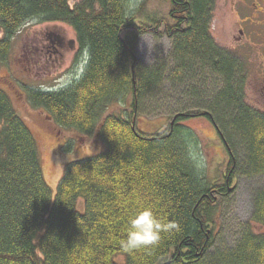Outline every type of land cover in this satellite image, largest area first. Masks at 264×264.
<instances>
[{"label":"trees","instance_id":"16d2710c","mask_svg":"<svg viewBox=\"0 0 264 264\" xmlns=\"http://www.w3.org/2000/svg\"><path fill=\"white\" fill-rule=\"evenodd\" d=\"M149 1L0 0L3 60L28 22L74 30L83 73L61 89L24 90L56 125L102 145L66 165L54 194L33 131L0 88V264H264V235L251 222L236 240L219 242L234 181L264 179V116L245 101L248 72L212 35L216 0H169L166 17L145 22L138 13ZM153 30L168 36L172 49L164 64L148 67L137 48ZM154 100L170 101L172 121L147 134L137 119ZM195 119L213 125L230 150L222 183L203 167ZM136 201L177 227L129 255L118 240ZM254 210L253 221L264 223L263 192Z\"/></svg>","mask_w":264,"mask_h":264},{"label":"rangeland","instance_id":"374dc122","mask_svg":"<svg viewBox=\"0 0 264 264\" xmlns=\"http://www.w3.org/2000/svg\"><path fill=\"white\" fill-rule=\"evenodd\" d=\"M79 1L81 0H71V5ZM131 1L134 7H137L142 0ZM237 1L216 0L211 31L221 47L238 55L244 69L248 70V79L251 82L254 58H260L258 54H255L256 48L259 46L264 48V11L259 13L256 8L264 10V6L261 7L257 0H249L250 7L243 6V10H240L238 15ZM256 1L258 7H256ZM169 11V0H150L143 11L138 13V16L143 21L150 22L157 17H166ZM239 21L243 25L244 35L250 36L247 42L245 39L243 42L239 39L240 27H237ZM50 31L67 35L68 38L76 40V33L67 25L28 22L12 41L8 57L4 60L0 58V88L9 94L17 112L33 131L39 146L44 176L55 194L66 165L71 161L98 153L102 149V145L92 136H82L71 129L59 127L44 110L34 108L27 99L24 90L27 87H41L48 90L61 89L68 86L73 79H77L84 71L85 62H76V51L68 53L69 55L67 54L64 59L56 62L55 57L54 61L51 60L46 50L35 49L40 39H44ZM159 31H163V28H159ZM159 31L153 30L140 37L137 52L140 61L145 66L164 64L170 56L172 40L168 36L160 34ZM2 36L3 33L0 32V37ZM245 42L247 44L244 47ZM254 89L255 87L251 85L246 88L248 104L255 98ZM169 94L179 98V94L171 91ZM169 102V100L162 101V103L157 100L152 101L147 116L137 119L139 130L147 134L166 130L172 121L170 110L173 106L170 107ZM190 126L202 142L201 162L204 164L203 167L207 171L209 179L222 183L224 173L227 171L228 155L216 128L204 119L192 120ZM71 143V151L67 152L64 147ZM233 186V190H230V194L223 201V218L221 220L224 219L228 224L227 231L223 233L219 242L236 240V235L246 223L251 222L252 225L257 226L253 221L255 197L263 188L264 179L240 178L234 181ZM79 207L83 208L82 201H79ZM229 228L233 229V232ZM117 261L122 263L125 258L120 256Z\"/></svg>","mask_w":264,"mask_h":264},{"label":"flooded vegetation","instance_id":"af4514ba","mask_svg":"<svg viewBox=\"0 0 264 264\" xmlns=\"http://www.w3.org/2000/svg\"><path fill=\"white\" fill-rule=\"evenodd\" d=\"M248 1L249 0H238L236 2V5L238 6V15L241 12L240 10H243L244 8L243 6L250 7V4ZM257 1L260 3L261 7L264 6V0H257ZM257 1H256V7H258ZM256 9L259 13H262L264 11L261 8L260 9L256 8ZM238 25L237 27H240L239 39H241L242 42L245 39L247 42L248 41L247 39L250 36L244 35L243 25L240 21ZM246 42L243 44L244 47H245V44H247ZM258 48H259V51H258ZM35 49L40 50V51L46 50V53L51 58V60L54 61V57H55V61L58 62L60 59L61 60L64 59L68 53H74L75 51H76L75 53V58H76L78 51H79V46H78L77 38L76 40L70 39L67 37V35H61L54 31H50L46 34L44 39L43 38L40 39V42L39 44L35 46ZM256 49H257L256 50L257 52L255 54H258L260 58H256V57L254 58L255 61H254V69L252 72L253 74L251 77V82H249V79H247L246 88L247 86L249 87V85L255 87L254 92L256 95H255L254 100L250 102L249 106H251L254 112L259 114L260 116H264V48L259 46ZM257 59H260V60L257 61ZM223 144L228 153L230 150L226 147L227 145L225 144V142H223ZM228 154L230 155V152ZM227 162H229V159ZM261 191L264 193V186L263 188H261ZM262 192L259 191L256 197L258 196V194L260 195V193ZM254 224L257 225V226L253 225L254 230L259 235H264V223L261 221H254Z\"/></svg>","mask_w":264,"mask_h":264},{"label":"clouds","instance_id":"9594fccd","mask_svg":"<svg viewBox=\"0 0 264 264\" xmlns=\"http://www.w3.org/2000/svg\"><path fill=\"white\" fill-rule=\"evenodd\" d=\"M129 206V202H125ZM133 214L127 219L125 235L118 240L123 253L133 254L135 251L156 246L161 240V234L177 227L174 222L160 217L151 205L141 201L131 204Z\"/></svg>","mask_w":264,"mask_h":264}]
</instances>
